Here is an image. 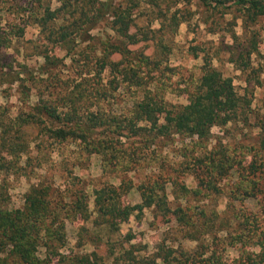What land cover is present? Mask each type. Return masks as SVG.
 <instances>
[{"label":"rangeland","instance_id":"obj_1","mask_svg":"<svg viewBox=\"0 0 264 264\" xmlns=\"http://www.w3.org/2000/svg\"><path fill=\"white\" fill-rule=\"evenodd\" d=\"M49 2L52 7L56 5V0H0V137L5 125L8 127V124L14 123L20 112L29 111L38 102V91L46 90L44 97H47L46 92L51 91L55 93L52 98H58L59 92L61 95L64 93L63 89L60 91L61 87L66 85L67 91L85 90L86 95L81 96L83 102H92L105 108L112 103L114 107L126 106L128 109L133 99L151 91L169 103L186 104L187 91L196 84L202 73L204 56L225 76L232 78L239 94H247L251 112L247 122L237 116L223 126L213 125L208 137L203 139L175 134L170 138H157L143 144L123 137L124 146L136 149L141 157L136 163L130 162L128 168L125 162L122 166L103 164L99 155L85 152L78 142H55L43 135L36 125L24 126L20 140L23 145L28 142L25 150L18 147L19 150L9 153L11 140L7 142L3 136L0 138V185H4L6 190L2 199L4 204L8 208H19L30 188H45L53 211L65 220L66 245L62 251L94 250L99 256L98 264H122L121 252L130 248V244L135 256L158 252L165 258V262L158 258L159 264H178V261L185 259L187 264H199L200 260V264H208L203 259L207 258L210 248L227 259L238 256L242 250L239 243L223 249L221 242L211 245L210 236L216 233L222 237L228 230L233 235L238 233L242 229L237 225L245 221L247 215L252 226L255 217L259 229L264 230V157L257 153L258 129L255 127L257 119L264 115V16L249 22L244 32V10L235 5L226 7L229 2L225 6L210 9L198 0H159L165 16L160 13L161 17L153 21L150 20L152 12L158 7L154 6L155 9L150 12L151 3L141 2L135 9V25L130 30L136 31L139 27L146 32V37H143L142 31H138L137 36L144 39L135 44L128 43L126 47L133 52L125 54L132 57L133 62H137L136 59L140 57L137 54L146 55L157 62L144 66L143 62L138 61L141 68L147 71L146 81L149 83L128 91L119 87L114 90V97L102 99L97 98V93L91 87L86 90V85H76L87 78L89 84L97 79L101 81L98 83L99 88H108L107 78H111L108 70L97 75L99 77H95L94 73L78 76L72 57L66 56V50L59 46L49 47L48 53L60 58V61L46 64L40 53L45 52V49L39 46V30L32 20L24 25L23 36L17 37L10 32L9 29L23 26L24 20L28 19L27 8L36 10L39 3L46 5ZM174 11L177 22L170 18ZM89 34L90 39L77 41L75 49H83L84 53L98 56L104 51L107 40H114L124 48V42L120 43L119 38L114 37L115 33L109 28L106 19L98 22ZM250 38L258 42L259 51H252L249 57L242 58L239 53L243 52V46L246 49L253 48L248 43ZM121 58L123 55L117 51L110 54L112 60ZM9 128V132L14 133L15 126L12 124ZM182 142L186 144L184 148ZM216 150H227L237 156L230 176H221L220 180H216L219 189L215 191L202 190L200 194L189 193L182 197L181 186H197L194 171L202 169H197L199 164L196 159L203 157L208 163V158L204 156ZM254 152L258 170L252 174L248 165L254 158ZM236 169L241 170L243 179L237 175ZM154 179L164 182L171 208L180 204L188 216L192 214L190 217L193 222L206 220V227H200L198 231H204L203 234L195 232L190 226L179 224L172 213L165 217L159 213L154 216L149 208L131 214L120 223L117 232L107 233L104 228H94L90 220L83 222L68 206L62 205H67L79 192H84L88 208L92 210L93 188L104 184L118 185L122 181L131 186L123 194L122 202L136 204L141 200L137 186ZM238 180L250 189L232 193L233 184ZM249 180H254L255 184ZM201 209L204 216L199 215ZM215 214L214 226L218 227L224 219L229 222L227 229L208 230V225L211 227L212 223L208 218H213ZM189 231L197 234L198 238L190 237ZM128 233L133 237L125 241L123 236ZM78 238H82L81 245H78ZM255 238L254 235L251 240ZM249 244L243 248L256 253L258 246ZM38 254L43 255L42 248H39ZM116 258H119V263H115Z\"/></svg>","mask_w":264,"mask_h":264},{"label":"trees","instance_id":"obj_2","mask_svg":"<svg viewBox=\"0 0 264 264\" xmlns=\"http://www.w3.org/2000/svg\"><path fill=\"white\" fill-rule=\"evenodd\" d=\"M198 1L210 9L225 6L227 2L230 4L226 7L231 5L241 7L245 14L244 32L249 22H254L260 16H264V0ZM141 2L151 3L150 12L155 9L154 6L158 7L157 10H153L150 20L161 17L160 13L165 16L159 0H121L119 2L116 0H56L54 7L49 2L46 5L39 3L36 10H32L31 7L27 8L30 20H24L23 26H15L16 28L12 27L9 30L14 33V36H23L24 25L32 20L31 22L39 30L38 38L41 39L39 46L45 49V52L40 53L46 64L60 61V58L52 57L48 53L49 47L59 46L66 50V56L72 57L76 64L75 73L78 76L94 73L95 77H99L103 71L108 70L111 76L107 78L108 88H99L98 83L100 84L101 81L97 79L89 84L87 78L76 85V87L81 84L86 85V90L91 87L97 93V98L108 99L114 97V90L119 87L128 91L149 83L146 81L147 71L141 68L138 61L143 62L144 66L157 63L142 54H137V57H140L136 59L137 62H133L134 59L126 55L133 52L126 47L128 43L135 44L146 37V32L139 27L136 31L130 30L135 25L134 19L137 15L135 9ZM175 17L174 11L170 18L177 22ZM104 19L115 33L114 37L119 38L118 42H124V48L114 40H107L104 51L98 56L93 53H84L83 49H75L77 41L89 40L91 37L89 31ZM138 31H142L144 38L137 36ZM234 37L237 38V36ZM248 43L253 48L251 50L243 46V52L239 53L242 58L249 57L252 51L256 53L259 51L258 42L254 38H250ZM116 51L123 55V58L117 61L110 59V54ZM62 89L64 93L61 95L59 92L58 98L57 96L52 98V94L55 93L51 91L46 92L47 97L43 96L46 90L38 91V102L32 105L29 111L20 112L15 117L14 123L8 124L15 126L14 133H10L9 126L5 125L6 128L4 127L3 137H1L7 142L11 140L12 146H9V153L19 150L18 147H22V151L25 150L28 142L23 145L20 140L24 133L23 127L36 125L39 131L52 141L78 142L85 152L99 155L103 164L113 163L122 166L125 162V167L128 168L130 162L136 163L141 157L136 149L124 146L123 137L132 138L143 144L153 142L157 138H170L175 134L203 139L208 137L213 125L223 126L237 116L247 122L251 112L250 99L247 94H239L232 78L225 76L205 56L200 77L196 84L187 91L186 104L169 103L151 91L150 93L144 92L139 98L133 99L128 109L126 106L114 107L112 103L105 108L103 105L83 102L82 97L86 95L85 90L67 91V85L64 88L62 86L60 91ZM255 127L258 129L257 149L259 152L257 153H261L264 157V115L257 119ZM185 146L186 144L182 142V148ZM255 153L248 165L249 172L252 174L258 170ZM204 157L208 158V163H205L206 160L203 157L196 159L199 164L197 169L198 167L202 169L194 171L198 181L197 186L195 188L181 186L182 197L189 193L200 194L202 190L219 189L216 180H220L221 176H230V171L233 170V165L237 161V156L228 153L227 150L209 151ZM235 171L240 178H244V175L240 174L241 170L236 169ZM249 181L255 184L254 180ZM129 185L122 181L118 185L104 184L93 188L94 207L92 210L88 208L87 196L84 192L76 194L67 205H62L68 206L83 222L90 220L94 228H104L107 233L117 232L120 223L126 221L133 213H141L144 208L151 209L154 216L159 213L165 217L172 213L179 224L190 226L195 232H198L200 227H206V220L193 222L190 217L192 214L188 216L180 204L174 208L170 207L165 185L161 180L154 179L139 184L137 188H139L141 200L132 205L122 202L123 194L131 188ZM172 186L175 187V184ZM248 189H250L249 186H244L238 180L233 184L231 192L242 193ZM5 195V187L0 185V264H98L99 256L94 250L90 252L62 251L66 245L65 220L53 211L45 188H30L24 195L23 205L19 208H8L2 200ZM92 214L94 216L91 218ZM199 215L204 216L202 209ZM215 219L216 214L213 218H208L212 220L211 227L210 224L208 225L209 231H220L229 226L228 220L223 219L216 227L214 226ZM249 219L247 215L245 221L238 223L237 226L242 230L234 235L228 230L227 234L222 237L217 236L216 233L210 236L211 245L215 246L221 242L223 249L239 243L242 250L238 256L227 259L215 249L210 248L207 258L203 260L208 261V264H264V230L259 229L255 217L252 221L254 226L249 223ZM187 233L192 238H198L194 232ZM203 233L204 231L200 234ZM254 235L256 238L251 240ZM132 237L129 233L123 236L125 241H130ZM81 239L78 238V245H81ZM247 243L257 245L258 251L253 253L243 248L247 246ZM131 246L132 244L130 248L123 249L121 252L122 264H159L158 258L165 262V258L158 252L135 256ZM39 248L43 249L42 256L38 254ZM117 261L119 263V258H116L115 263ZM201 261L198 263L200 264ZM178 264H187V259L178 261Z\"/></svg>","mask_w":264,"mask_h":264}]
</instances>
